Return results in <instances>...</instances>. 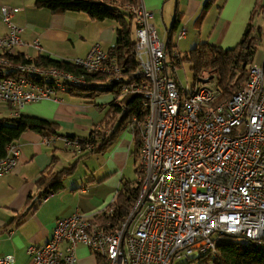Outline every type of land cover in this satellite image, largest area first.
Segmentation results:
<instances>
[{
    "label": "built area",
    "instance_id": "built-area-1",
    "mask_svg": "<svg viewBox=\"0 0 264 264\" xmlns=\"http://www.w3.org/2000/svg\"><path fill=\"white\" fill-rule=\"evenodd\" d=\"M19 9L1 7L10 31L0 35V103L10 104L14 116L59 90L81 89H110L116 102L139 94L148 111L138 123L141 188L127 217L111 228L95 222L96 214L77 210L58 220L46 243L29 246L30 264H74L80 244L106 257L108 264H177L196 254L215 256L221 235L264 245V63L255 62L247 83L229 98H222L215 74L185 84L177 71L180 50L161 37L155 12L139 2L132 6L138 67L131 76L122 75L123 68L101 43L83 57H52L89 74L107 75L88 80L61 67L10 59L8 55H16V47L24 43V27L13 23ZM186 33L180 30L178 37ZM54 138L44 137L48 144ZM64 141L80 146L79 138ZM21 154V145H8L0 157V176L16 168ZM108 205L104 210L111 214L114 207ZM15 261L13 254L0 257V264Z\"/></svg>",
    "mask_w": 264,
    "mask_h": 264
},
{
    "label": "crops",
    "instance_id": "crops-1",
    "mask_svg": "<svg viewBox=\"0 0 264 264\" xmlns=\"http://www.w3.org/2000/svg\"><path fill=\"white\" fill-rule=\"evenodd\" d=\"M139 2L155 12L154 22L158 31H163L164 37H168L167 28L171 27L176 10L180 9L181 21L174 37V44L179 50L180 43L191 44L192 47L204 42L224 49L235 47L253 9L258 3L264 6V0ZM3 5L20 8L14 14L13 23L24 27L21 34L24 43L16 47L15 54L28 59L33 60L40 55L83 57L96 43H101L108 52L116 44L119 26L116 20H94L85 12L53 13L50 9L38 8L36 0H0L1 36L8 35L10 31L1 15ZM206 6L207 13L201 17ZM255 24L264 28V10L256 16ZM180 30L187 31L183 38L178 37ZM36 41L40 42L42 49L36 47ZM261 44H264V29L259 49ZM256 63H264L262 52L258 51ZM114 97L110 92L91 97L83 91L59 90L51 99L30 103L21 110L20 114L56 121L60 125V135L48 144L41 134L26 131L15 142L22 148L18 165L12 172L0 176V257L13 254L16 257L14 264H30L29 246L46 243L58 220L77 210L91 216L102 213L122 183L134 180L132 176L137 174L136 145L130 126L115 144L102 153L78 150L67 146L64 141L66 135L84 137L100 129L115 101ZM12 116L13 107L0 103V118ZM73 128L89 130V134L70 133ZM75 163V171L64 177L65 188L62 191L52 192L46 202L42 199L34 200L32 204L29 202L30 195L41 193L38 181L42 176L59 172ZM97 263L98 255L80 244L74 264Z\"/></svg>",
    "mask_w": 264,
    "mask_h": 264
},
{
    "label": "trees",
    "instance_id": "trees-1",
    "mask_svg": "<svg viewBox=\"0 0 264 264\" xmlns=\"http://www.w3.org/2000/svg\"><path fill=\"white\" fill-rule=\"evenodd\" d=\"M139 3V0H36L38 8L50 9L53 13L85 12L94 20L113 19L119 23L117 27L116 44L109 49V55L116 58L123 68V76H131L138 67L136 57V42L133 38V24L135 16L132 13V6ZM208 6L203 10L201 17L207 13ZM264 6L259 3L253 9L243 35L235 47L224 49L204 42L192 47L184 54L181 53L177 64L190 63L194 78L207 74H215L219 79V86L222 98H229L243 87L249 80V73L252 65L256 62L259 43L263 36V27L255 24V18ZM131 12V13H129ZM171 27L167 28L168 41L172 46L174 37L177 34L178 25L181 21V12L178 8ZM129 20V21H128ZM3 54L0 52V56ZM14 62L34 61L40 66H56L83 75L88 80L107 79V75L89 74L85 70L67 62L57 60L49 56L40 55L31 60L23 55H8ZM114 89L117 96L121 94L119 87ZM86 92L88 96L96 97L102 93H108L110 89L91 91L81 89L77 93ZM147 109L139 94H128L114 101L109 113L101 122V128L93 130L88 136L76 134L66 135L72 139L79 138L78 150H89L90 153H102L109 149L118 140L126 128L133 129L135 138V157L138 164L141 156L142 139L138 123L144 122L147 116ZM136 118V120H134ZM132 125L134 128H132ZM60 125L56 121L41 118L38 116L24 115L0 118V157L7 153L8 145L15 143L26 131H34L43 137H57L60 135ZM64 136V135H63ZM76 169V163L59 172L44 175L38 181L40 194L30 195L29 202L38 201L48 193H58L64 186V177L72 174ZM141 188V180L138 177L134 180H126L118 190L115 201L108 205L114 207V212L103 211L94 217V221L101 225L109 224L115 228L127 217L131 207L136 203ZM217 254L212 253L196 254L183 264H189L195 260L199 264H264V245L259 246L243 237L221 235L216 240ZM97 264H108L106 257L98 256Z\"/></svg>",
    "mask_w": 264,
    "mask_h": 264
},
{
    "label": "rangeland",
    "instance_id": "rangeland-1",
    "mask_svg": "<svg viewBox=\"0 0 264 264\" xmlns=\"http://www.w3.org/2000/svg\"><path fill=\"white\" fill-rule=\"evenodd\" d=\"M131 13V12H129ZM129 21V20H128ZM134 27H135V22L133 24V30H134ZM160 30V29H159ZM160 32V35L162 38H164L163 36V31H159ZM181 42V41H180ZM179 47H180V52L182 54H184L186 51L190 50L192 45L191 44H186V43H180L179 44ZM258 51L259 52H262L264 54V44H261L260 46V49L258 48ZM257 55H258V52H257ZM257 57V56H256ZM177 71H178V76L179 78L185 83H192L193 81V78H194V73H193V70L191 68V64L190 63H184L182 65H179L178 68H177ZM30 104V103H29ZM28 105V104H27ZM26 105V106H27ZM70 133H79V134H82V135H87L89 134V130H77L75 128L71 129L70 130ZM138 175L135 174L132 176V179H135L137 178ZM185 263V261H179L178 264H183ZM189 264H199V261L198 260H195L194 262H191Z\"/></svg>",
    "mask_w": 264,
    "mask_h": 264
}]
</instances>
